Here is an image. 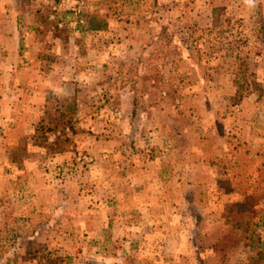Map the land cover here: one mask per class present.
I'll use <instances>...</instances> for the list:
<instances>
[{"label":"rangeland","instance_id":"obj_1","mask_svg":"<svg viewBox=\"0 0 264 264\" xmlns=\"http://www.w3.org/2000/svg\"><path fill=\"white\" fill-rule=\"evenodd\" d=\"M0 264H264V0H0Z\"/></svg>","mask_w":264,"mask_h":264},{"label":"trees","instance_id":"obj_2","mask_svg":"<svg viewBox=\"0 0 264 264\" xmlns=\"http://www.w3.org/2000/svg\"><path fill=\"white\" fill-rule=\"evenodd\" d=\"M60 115L65 116V113L61 112ZM67 124H69V120L64 123L65 126H67ZM56 126L59 127L60 126L59 123H56ZM41 129H42L41 127L38 128V132L35 134L36 140L37 139L39 140L41 137L42 139L48 140V137H44V133H42ZM227 209H228L227 220L231 223L234 222L233 224H235L237 220H240L239 224L244 223L247 225L251 217H253L254 213L256 212L255 203L252 195H249L248 197H246V199L242 201L232 202Z\"/></svg>","mask_w":264,"mask_h":264},{"label":"clouds","instance_id":"obj_3","mask_svg":"<svg viewBox=\"0 0 264 264\" xmlns=\"http://www.w3.org/2000/svg\"><path fill=\"white\" fill-rule=\"evenodd\" d=\"M245 2L247 3V2H248V0H245Z\"/></svg>","mask_w":264,"mask_h":264}]
</instances>
